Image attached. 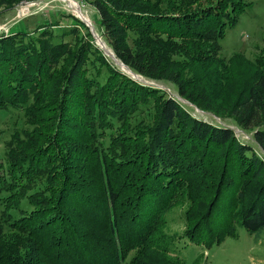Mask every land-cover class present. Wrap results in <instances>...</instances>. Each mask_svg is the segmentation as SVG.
Here are the masks:
<instances>
[{
    "label": "trees",
    "instance_id": "obj_1",
    "mask_svg": "<svg viewBox=\"0 0 264 264\" xmlns=\"http://www.w3.org/2000/svg\"><path fill=\"white\" fill-rule=\"evenodd\" d=\"M87 2L125 66L251 141L113 68L83 23L1 34L0 110L27 126L0 165V264H183L186 242L263 231L264 47L254 62L219 53L250 2Z\"/></svg>",
    "mask_w": 264,
    "mask_h": 264
},
{
    "label": "rangeland",
    "instance_id": "obj_2",
    "mask_svg": "<svg viewBox=\"0 0 264 264\" xmlns=\"http://www.w3.org/2000/svg\"><path fill=\"white\" fill-rule=\"evenodd\" d=\"M74 1L79 5L83 15L90 21L93 30L78 18L75 10L65 0H22L12 9L0 13V35L8 34L13 29L31 32L55 21L58 23L54 26L56 31L72 24L79 27V22L83 23L91 33L92 43L113 68L133 79L134 82L157 88L164 91L169 97L176 98L178 103L182 104L192 116L198 119L212 124H227L244 145L251 141L250 132H243L234 126L230 120L218 118L210 112L196 108L177 95L173 84L144 77L125 66L106 44L94 7L87 0ZM248 1L250 4L239 16L237 23L232 28H228L220 40L219 53L226 60L233 55H238L248 62H254L255 57L264 47V0ZM26 126L22 109L8 107L0 110V165H4V153L14 143L13 135L15 133L19 135V131ZM252 146L255 150L257 149L254 144ZM2 194L0 192V196ZM1 210L2 207L0 206V214ZM181 214V208H174L167 215L170 234L182 232L183 218ZM177 254L176 256L183 264H264V230L259 234H249L241 226H237L235 235L225 237L220 243L214 241L213 244L206 247L204 244L186 242L185 245L180 246Z\"/></svg>",
    "mask_w": 264,
    "mask_h": 264
},
{
    "label": "bare ground",
    "instance_id": "obj_3",
    "mask_svg": "<svg viewBox=\"0 0 264 264\" xmlns=\"http://www.w3.org/2000/svg\"><path fill=\"white\" fill-rule=\"evenodd\" d=\"M66 2L69 3V5L75 10L76 12V15L78 16V18H80L83 22H85L90 28H92L93 30V27L90 23V21L83 15V13L81 12V9L79 7V5H77V3L74 1V0H65ZM94 34V33H93ZM97 38V37H96ZM99 41V40H98ZM100 45V44H99ZM104 46V44H103ZM107 47V46H106ZM106 49V48H105ZM104 49V50H105ZM113 53V52H112ZM115 58V57H114ZM113 58V59H114ZM122 64V63H121ZM130 72V71H129Z\"/></svg>",
    "mask_w": 264,
    "mask_h": 264
},
{
    "label": "built area",
    "instance_id": "obj_4",
    "mask_svg": "<svg viewBox=\"0 0 264 264\" xmlns=\"http://www.w3.org/2000/svg\"><path fill=\"white\" fill-rule=\"evenodd\" d=\"M174 99H176V98H174ZM177 100V99H176ZM236 135V134H235ZM237 137V136H236ZM238 138V137H237Z\"/></svg>",
    "mask_w": 264,
    "mask_h": 264
}]
</instances>
